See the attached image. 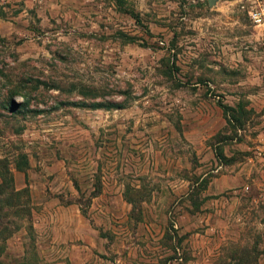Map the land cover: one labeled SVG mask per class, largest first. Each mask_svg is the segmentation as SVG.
<instances>
[{
  "label": "rangeland",
  "instance_id": "rangeland-1",
  "mask_svg": "<svg viewBox=\"0 0 264 264\" xmlns=\"http://www.w3.org/2000/svg\"><path fill=\"white\" fill-rule=\"evenodd\" d=\"M259 2L0 0V264H264Z\"/></svg>",
  "mask_w": 264,
  "mask_h": 264
},
{
  "label": "built area",
  "instance_id": "built-area-1",
  "mask_svg": "<svg viewBox=\"0 0 264 264\" xmlns=\"http://www.w3.org/2000/svg\"><path fill=\"white\" fill-rule=\"evenodd\" d=\"M263 0H257V3L260 5ZM249 18L254 23L255 26H261L264 24V9L253 10L249 12Z\"/></svg>",
  "mask_w": 264,
  "mask_h": 264
},
{
  "label": "trees",
  "instance_id": "trees-1",
  "mask_svg": "<svg viewBox=\"0 0 264 264\" xmlns=\"http://www.w3.org/2000/svg\"><path fill=\"white\" fill-rule=\"evenodd\" d=\"M224 110L226 111V108H224Z\"/></svg>",
  "mask_w": 264,
  "mask_h": 264
}]
</instances>
